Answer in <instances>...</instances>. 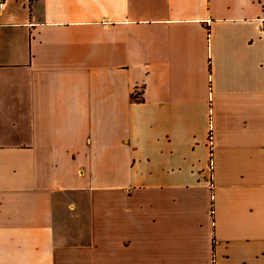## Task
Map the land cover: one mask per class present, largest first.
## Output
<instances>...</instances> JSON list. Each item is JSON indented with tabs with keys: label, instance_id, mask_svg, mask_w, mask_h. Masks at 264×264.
I'll return each instance as SVG.
<instances>
[{
	"label": "crops",
	"instance_id": "obj_1",
	"mask_svg": "<svg viewBox=\"0 0 264 264\" xmlns=\"http://www.w3.org/2000/svg\"><path fill=\"white\" fill-rule=\"evenodd\" d=\"M0 264H264V0H6Z\"/></svg>",
	"mask_w": 264,
	"mask_h": 264
},
{
	"label": "built area",
	"instance_id": "obj_2",
	"mask_svg": "<svg viewBox=\"0 0 264 264\" xmlns=\"http://www.w3.org/2000/svg\"><path fill=\"white\" fill-rule=\"evenodd\" d=\"M5 6H6V0H0V10L5 8Z\"/></svg>",
	"mask_w": 264,
	"mask_h": 264
}]
</instances>
